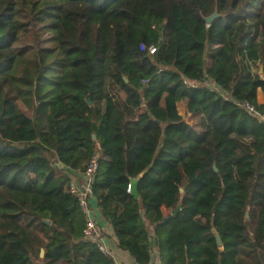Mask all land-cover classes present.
Returning <instances> with one entry per match:
<instances>
[{"label": "trees", "instance_id": "obj_1", "mask_svg": "<svg viewBox=\"0 0 264 264\" xmlns=\"http://www.w3.org/2000/svg\"><path fill=\"white\" fill-rule=\"evenodd\" d=\"M259 90L264 0H0V264H115L69 191L94 155L136 264H264Z\"/></svg>", "mask_w": 264, "mask_h": 264}, {"label": "built area", "instance_id": "obj_2", "mask_svg": "<svg viewBox=\"0 0 264 264\" xmlns=\"http://www.w3.org/2000/svg\"><path fill=\"white\" fill-rule=\"evenodd\" d=\"M153 52L154 49H151L150 53ZM191 85L192 84H190V86ZM244 108L249 114L259 118L264 122V114H260L255 108L247 104L244 105ZM97 170L98 155H94L90 160L85 172L82 173V182L79 183V181H77L78 178L75 176L72 180V183L69 185V191L77 198L79 208L84 216V227L82 231L83 240L85 242L94 244L102 254L108 255L107 250L103 245V239L97 227V222L89 201L92 195V185L94 183ZM128 191H130V188H128Z\"/></svg>", "mask_w": 264, "mask_h": 264}, {"label": "crops", "instance_id": "obj_3", "mask_svg": "<svg viewBox=\"0 0 264 264\" xmlns=\"http://www.w3.org/2000/svg\"><path fill=\"white\" fill-rule=\"evenodd\" d=\"M262 73V67H259V74ZM257 100L260 104H264V95L259 90L257 93ZM74 178V177H73ZM77 179V178H76ZM77 181H79L77 179ZM95 205V204H94ZM94 210L95 219L97 222V227L103 239V245L107 250L108 255L113 259L115 264H136L133 258L127 253L118 248L117 239L113 234L112 228L106 223L100 216L97 208H92ZM167 213V209L164 210ZM152 264H161L157 252L152 255Z\"/></svg>", "mask_w": 264, "mask_h": 264}, {"label": "water", "instance_id": "obj_4", "mask_svg": "<svg viewBox=\"0 0 264 264\" xmlns=\"http://www.w3.org/2000/svg\"><path fill=\"white\" fill-rule=\"evenodd\" d=\"M220 15L218 14L217 12V9L215 8L214 12L208 16V17H204L203 20L207 23V24H210L214 19L218 18ZM90 103V101H88ZM94 138V137H93ZM137 182H138V179H131L130 181V185H129V188H130V192L135 196V197H138V193H137ZM180 191L182 192V189H180ZM179 209V206L173 211V213H175L177 210ZM246 218H248V212H246L245 214ZM167 219V218H166ZM165 219V220H166ZM46 223L48 224L49 222L46 221ZM212 231H213V234H214V237H215V240H216V244L218 245V247H222V242H221V239H220V236L219 234L217 233V231L215 230V228L213 227L212 228ZM43 255H44V251L41 250L40 251V257L43 258Z\"/></svg>", "mask_w": 264, "mask_h": 264}, {"label": "rangeland", "instance_id": "obj_5", "mask_svg": "<svg viewBox=\"0 0 264 264\" xmlns=\"http://www.w3.org/2000/svg\"><path fill=\"white\" fill-rule=\"evenodd\" d=\"M181 112H184V109H182V107H181Z\"/></svg>", "mask_w": 264, "mask_h": 264}]
</instances>
